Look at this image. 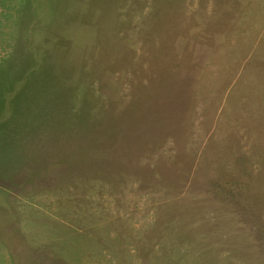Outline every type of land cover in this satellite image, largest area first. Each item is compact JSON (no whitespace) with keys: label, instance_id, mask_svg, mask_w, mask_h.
<instances>
[{"label":"rangeland","instance_id":"rangeland-1","mask_svg":"<svg viewBox=\"0 0 264 264\" xmlns=\"http://www.w3.org/2000/svg\"><path fill=\"white\" fill-rule=\"evenodd\" d=\"M0 264H264V0H0Z\"/></svg>","mask_w":264,"mask_h":264},{"label":"trees","instance_id":"trees-1","mask_svg":"<svg viewBox=\"0 0 264 264\" xmlns=\"http://www.w3.org/2000/svg\"><path fill=\"white\" fill-rule=\"evenodd\" d=\"M61 76H58L57 77V81L58 82H60L61 84L62 83H65L66 82V78L63 76V77H61ZM79 77V76H78ZM77 77H75V81H74V84L72 85V87L70 88L71 89V91H72V93H73V97L75 96V95H77V96H80V95H78V93H80V86H78V87H76V82H77ZM141 90V89H140ZM150 94H149V91L147 92L146 90H142V92L140 91V92H138L137 94H135L134 96H132L131 98H130V100H129V102H128V105H134L135 103H139V104H143V102H145L147 99H148V101H149V99H150V103L149 104H146V110L144 111V112H142L141 114H146V113H148V112H150L152 109L153 110H157V111H159L160 109L161 110H164V109H162L161 108V106L162 105H155V104H152V99H154V97H152V95L150 96ZM168 97H170V96H168ZM171 98V97H170ZM113 100H116V99H113ZM110 103H112V101L110 102ZM133 122V128H135L137 125H138V122H140V120L136 117V116H134V118H133V120H132ZM132 128V127H131ZM130 128V130H132ZM130 130H128V131H130ZM113 131V129H111V130H107V128H104V127H99V130H97V131H95V133H93V134H101L99 137H98V139H97V141H96V143L95 144H97V145H94L91 149H99L101 146H104V144L106 145L109 141H112V142H114V141H121L122 139L119 137H117L116 135H111L113 138H108V141H107V143H106V138H104V134L105 133H107V134H109V133H111ZM104 133V134H103ZM132 133V132H131ZM114 134H117V133H114ZM110 135V134H109ZM124 135L125 136H127L128 135V132H124ZM96 147V148H95Z\"/></svg>","mask_w":264,"mask_h":264}]
</instances>
